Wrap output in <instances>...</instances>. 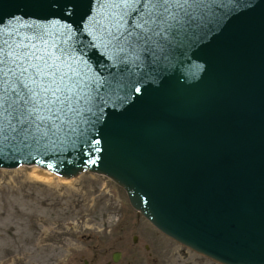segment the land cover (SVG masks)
<instances>
[{"label":"water","instance_id":"95a60500","mask_svg":"<svg viewBox=\"0 0 264 264\" xmlns=\"http://www.w3.org/2000/svg\"><path fill=\"white\" fill-rule=\"evenodd\" d=\"M108 11L102 0H0V33L66 41L83 77L63 123L5 122L0 169L106 176L175 242L221 264H264V0H196L182 25L119 46L101 27Z\"/></svg>","mask_w":264,"mask_h":264},{"label":"rangeland","instance_id":"374dc122","mask_svg":"<svg viewBox=\"0 0 264 264\" xmlns=\"http://www.w3.org/2000/svg\"><path fill=\"white\" fill-rule=\"evenodd\" d=\"M43 171L0 169V264L212 263L158 233L106 176Z\"/></svg>","mask_w":264,"mask_h":264},{"label":"snow or ice","instance_id":"6c2138e0","mask_svg":"<svg viewBox=\"0 0 264 264\" xmlns=\"http://www.w3.org/2000/svg\"><path fill=\"white\" fill-rule=\"evenodd\" d=\"M109 9L101 26L111 42L132 45L184 23L196 0H102ZM129 20L132 28L129 29ZM66 43L42 34L23 38L0 33V128L37 121L36 131L63 123L78 103L83 77L69 62ZM79 90V91H78ZM21 130H25L21 127Z\"/></svg>","mask_w":264,"mask_h":264},{"label":"flooded vegetation","instance_id":"af4514ba","mask_svg":"<svg viewBox=\"0 0 264 264\" xmlns=\"http://www.w3.org/2000/svg\"><path fill=\"white\" fill-rule=\"evenodd\" d=\"M155 229V228H154ZM156 230V229H155ZM157 231V230H156ZM158 233H160L159 231H157ZM162 234V233H161ZM163 235V234H162ZM164 237H166V238H168V239H170L169 237H167V236H165V235H163ZM172 242H174V244H178V245H181V244H179V243H177V242H175L174 240H172V239H170ZM135 241H136V239H135ZM134 241V242H135ZM181 246H183V245H181ZM145 247H146V249H148V245H145ZM190 251H192V250H190ZM192 252H194V251H192ZM194 253H196V252H194ZM196 254H198V253H196ZM198 255H200V254H198ZM120 256H121V253H120ZM200 256H202V257H204V258H206V259H208L210 262H212L211 264H221V263H219V262H216V261H214V260H211V259H209V258H207V257H205V256H203V255H200ZM111 259H112V257H111ZM155 261H157V260H155ZM114 262V261H113ZM86 264H87V261L85 262ZM189 263V260H186L185 259V264H188ZM106 264H110V262L108 261V262H106ZM210 264V263H209Z\"/></svg>","mask_w":264,"mask_h":264},{"label":"bare ground","instance_id":"6f19581e","mask_svg":"<svg viewBox=\"0 0 264 264\" xmlns=\"http://www.w3.org/2000/svg\"><path fill=\"white\" fill-rule=\"evenodd\" d=\"M32 167H38V166H32ZM38 168H40V167H38ZM41 169H43V168H41ZM43 170H45V171H43V172H40L39 174L37 173V175H39V177L40 178H42V177H44V179L46 178L45 176H48L50 173L49 172H51V171H49V170H46V169H43ZM51 173H53V172H51ZM53 174H55V173H53ZM56 175V174H55ZM58 176V175H57ZM61 177V176H60ZM63 178V177H62ZM64 179H66V178H64Z\"/></svg>","mask_w":264,"mask_h":264}]
</instances>
